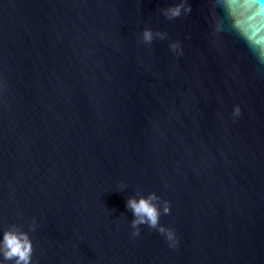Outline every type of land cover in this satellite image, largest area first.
<instances>
[{"label":"water","instance_id":"1","mask_svg":"<svg viewBox=\"0 0 264 264\" xmlns=\"http://www.w3.org/2000/svg\"><path fill=\"white\" fill-rule=\"evenodd\" d=\"M178 2L0 0V232L32 264H264V63L242 0ZM150 193L175 247L132 235Z\"/></svg>","mask_w":264,"mask_h":264},{"label":"clouds","instance_id":"2","mask_svg":"<svg viewBox=\"0 0 264 264\" xmlns=\"http://www.w3.org/2000/svg\"><path fill=\"white\" fill-rule=\"evenodd\" d=\"M186 0L169 5L164 10L168 19H174L191 12V7H186ZM234 26L242 31L249 39L250 45L259 49L258 59L264 63V0H242L239 10L232 13ZM157 32L155 36H161ZM154 39L151 29H145L142 34V41L150 44ZM169 47L177 55H182V48L179 42H171ZM241 114L240 106L234 105L232 116L238 117ZM155 193L141 196L139 199L130 197L126 207L132 210L135 219L132 221L133 236L140 234L139 225L146 224L149 229H155L164 235L169 247H175L178 243L176 232L170 227L160 224L161 214H168L171 211L170 202L165 200L161 208ZM35 218L31 230H35ZM33 241L28 231H24L13 224L0 232V264H32Z\"/></svg>","mask_w":264,"mask_h":264}]
</instances>
